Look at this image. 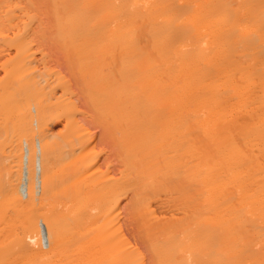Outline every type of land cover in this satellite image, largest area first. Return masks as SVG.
<instances>
[{"label": "bare ground", "instance_id": "1", "mask_svg": "<svg viewBox=\"0 0 264 264\" xmlns=\"http://www.w3.org/2000/svg\"><path fill=\"white\" fill-rule=\"evenodd\" d=\"M0 69V264H264V0H0Z\"/></svg>", "mask_w": 264, "mask_h": 264}, {"label": "rangeland", "instance_id": "2", "mask_svg": "<svg viewBox=\"0 0 264 264\" xmlns=\"http://www.w3.org/2000/svg\"><path fill=\"white\" fill-rule=\"evenodd\" d=\"M1 70V69H0ZM1 73H2V71L0 72V75H1ZM58 126H61L59 123L58 124H56V125H53L52 126V128H53V130H57L58 129Z\"/></svg>", "mask_w": 264, "mask_h": 264}]
</instances>
